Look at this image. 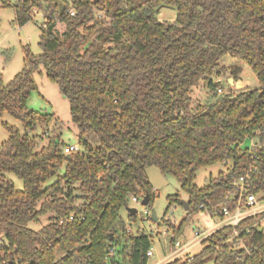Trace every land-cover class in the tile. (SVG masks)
<instances>
[{
  "label": "trees",
  "instance_id": "trees-1",
  "mask_svg": "<svg viewBox=\"0 0 264 264\" xmlns=\"http://www.w3.org/2000/svg\"><path fill=\"white\" fill-rule=\"evenodd\" d=\"M0 5L13 7L19 26L34 10L46 18L41 53L25 49L22 70L9 83L0 80V113L23 128H9L0 144L5 257L22 264H147L159 233L131 231L120 210L131 197L142 205L148 195L151 204L155 194L145 171L150 166L172 175L187 195L183 222L165 223L171 236L163 253L174 249L191 213L222 218V208L233 212L239 196L233 181L239 176L248 172L249 193L264 202V0H0ZM161 5L176 8L173 23L157 20ZM57 20L66 24L60 35L54 31ZM224 58L244 63L258 87L224 92L230 87L225 75L235 82L240 71L226 67ZM40 67L68 100L78 130L76 151L64 152L58 118L27 107ZM197 87L206 93L203 100H194ZM36 126L42 134L32 133ZM247 139L254 145H246ZM217 163L225 171L197 186V170ZM8 173L23 181L21 191ZM178 200L177 194L167 196L169 204ZM43 216V227L28 228ZM127 218L136 223V214L127 212ZM263 218L261 212L234 227L222 226L200 241L197 254L164 264H264V227H253Z\"/></svg>",
  "mask_w": 264,
  "mask_h": 264
},
{
  "label": "rangeland",
  "instance_id": "rangeland-1",
  "mask_svg": "<svg viewBox=\"0 0 264 264\" xmlns=\"http://www.w3.org/2000/svg\"><path fill=\"white\" fill-rule=\"evenodd\" d=\"M15 0H12V4ZM35 11V10H34ZM37 11V10H36ZM34 13V12H33ZM176 17V8L168 5H161L156 10V18L158 21L173 23ZM43 24V18L41 13L37 12L33 14L32 19L22 26H19L15 21V14L12 6L0 5V80L6 84L9 83L16 74H18L24 66L25 49H28L32 54L38 55L41 53L39 46V35ZM66 30V24L62 20H57L54 31L60 35ZM223 64L226 67L232 68L234 66L239 67L240 71L237 75L236 81H233V77L229 72L225 75L224 80L231 83L232 88H223L224 92L230 94H237L243 90H251L258 87V83L255 77L250 72L249 68L242 62L235 61L230 58H224ZM33 77L37 86V89L32 91L28 100L27 107L30 110L41 114H53L55 118H58L62 124L61 137L65 143V148L70 144L78 143V130L72 123L69 114L68 100L59 93L56 84L50 82L40 67L33 73ZM224 83V82H223ZM194 100H203L206 98V93L202 87H197L192 92ZM9 128L17 129L22 132L23 128L21 122L16 120L7 112L0 113V144L7 140L9 137ZM33 134H42L41 128L36 126L32 132ZM246 145H250L251 142L247 139L244 142ZM253 143V142H252ZM226 166L219 163L202 167L196 172L194 183L197 186H202L208 182L211 176H216L219 170L225 171ZM146 177L154 190V198L151 204L146 206L141 204H135L128 201L129 208H135L136 223L129 224L127 218V208L120 210V216L127 223L128 228L134 231L136 228H140L145 233L150 234L152 231H158V236L154 238L152 245V256L149 258L147 264H164L169 259H163L168 252L163 253L164 248L167 246V237L171 236V230L166 226V222L178 227L183 218H185L187 211H185L180 204L179 200L187 201V195L180 188L176 179L169 174L163 175L159 172L155 166L146 168ZM63 169H61V173ZM7 178L14 184V188L17 191H21L23 188V181L14 175L13 173L6 174ZM55 179H51L47 184H50ZM179 196L178 201H174L171 204L167 201V196L175 195ZM170 206V207H169ZM169 208V209H168ZM173 209V211H171ZM155 212L157 218L156 222L150 219L151 212ZM144 212H149L150 216L147 218ZM217 217L210 216L208 211H196L184 221L183 234L178 238L179 243H185L191 240L194 236V231L197 229L203 230L210 227ZM47 216H43L38 222H30L28 228L34 231H38L46 224ZM166 232V234H163ZM202 246L199 243L192 246L187 253L186 257H191L200 252ZM207 264H212V261Z\"/></svg>",
  "mask_w": 264,
  "mask_h": 264
},
{
  "label": "built area",
  "instance_id": "built-area-1",
  "mask_svg": "<svg viewBox=\"0 0 264 264\" xmlns=\"http://www.w3.org/2000/svg\"><path fill=\"white\" fill-rule=\"evenodd\" d=\"M35 13H37L36 10L34 11V14ZM69 14L72 15L73 11L70 10ZM41 15L44 24L46 22V18L43 15V13H41ZM229 88L230 89L232 88L231 84ZM250 142L251 144L249 146L251 147L254 145V143H252L253 140H250ZM76 150H78V145L70 144L67 146V148H65L64 152L69 153L71 151H76ZM250 170L251 169H249V171ZM247 179H248V172L242 176H239L236 180L233 181V186L237 189L239 194L236 202L233 204L234 207L233 212H230L226 207L222 208L221 210L223 215L222 218H218V220L215 218L216 221H214L213 224L207 229H203V230L197 229L196 231H194V235H193L194 237L191 240L186 241L185 243L182 244L179 243V240L176 241L174 249H172L165 256H163V259L173 260L175 258L185 257L193 245L199 243L201 240L206 238L216 229L226 225H230L234 227L240 220L264 212V202L258 200L254 194L249 193L247 187ZM131 201L134 202L135 204H140V201L135 197H131ZM171 211H173V209ZM144 215H146L147 218L150 216L149 212H144ZM210 216L213 217L211 213ZM69 219H72V217L70 216ZM60 222H62V220H60ZM253 227L258 230L264 227V218L260 221L255 222ZM151 233L156 234L158 233V231L154 230ZM163 234H166V232H163ZM5 245L6 243L3 240V237L0 236V264H22L21 259L18 257L13 256L12 258H10L4 256ZM147 256L149 258L152 256V247L148 250Z\"/></svg>",
  "mask_w": 264,
  "mask_h": 264
},
{
  "label": "water",
  "instance_id": "water-1",
  "mask_svg": "<svg viewBox=\"0 0 264 264\" xmlns=\"http://www.w3.org/2000/svg\"><path fill=\"white\" fill-rule=\"evenodd\" d=\"M229 84H231V83H229ZM29 111H31V110H29ZM147 203H148V195H145V196L143 197V199H142V205L146 206ZM180 204L182 205V207H183V209H184L185 211L188 210V204H187L186 201H182V200H181V201H180ZM127 211H128L131 215H134V214L136 213V209H135V208H129V207H128V208H127ZM150 218H151V220H152L153 222H156V221H157V218H156V216H155V212H154V211L151 212V216H150ZM3 240L6 241L5 238H3Z\"/></svg>",
  "mask_w": 264,
  "mask_h": 264
},
{
  "label": "crops",
  "instance_id": "crops-1",
  "mask_svg": "<svg viewBox=\"0 0 264 264\" xmlns=\"http://www.w3.org/2000/svg\"><path fill=\"white\" fill-rule=\"evenodd\" d=\"M154 264H157V263H154Z\"/></svg>",
  "mask_w": 264,
  "mask_h": 264
}]
</instances>
